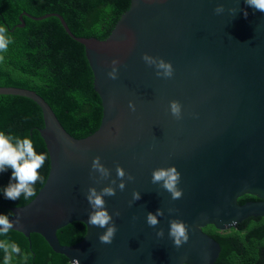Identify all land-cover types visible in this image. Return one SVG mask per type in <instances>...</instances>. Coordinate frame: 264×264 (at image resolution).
<instances>
[{
  "label": "water",
  "instance_id": "obj_1",
  "mask_svg": "<svg viewBox=\"0 0 264 264\" xmlns=\"http://www.w3.org/2000/svg\"><path fill=\"white\" fill-rule=\"evenodd\" d=\"M218 4L225 9L219 15L213 11ZM230 8L246 11L247 18ZM23 16L57 18L84 47L102 119L94 134L76 139L36 92L0 88V95L24 97L39 106L50 163L36 197L10 208L11 219L20 218L13 231L26 238L40 235L71 264L72 259L79 264H214L220 246L204 228L226 231L249 218H264V13L245 0H131L105 40L74 36L55 13H23L16 28L25 26ZM145 53L170 62L172 78L157 77L141 59ZM113 59L120 62L116 80L107 76ZM171 100L181 104L182 119L168 111ZM96 156L110 169V179L116 178L117 164L134 177L124 191L104 197L109 214L120 213L113 216L117 232L111 244L98 239L105 229L87 224V189L99 191L109 183H97L98 174L91 172ZM168 166L181 174V199L172 200L151 183L152 171ZM133 191L141 198L130 206ZM245 195L258 201L239 205ZM157 209L164 215L153 228L146 213ZM172 219L189 226V240L180 248L168 236ZM74 222L86 227L84 238L74 246L60 245L57 231ZM159 229L162 238L156 236Z\"/></svg>",
  "mask_w": 264,
  "mask_h": 264
},
{
  "label": "trees",
  "instance_id": "obj_2",
  "mask_svg": "<svg viewBox=\"0 0 264 264\" xmlns=\"http://www.w3.org/2000/svg\"><path fill=\"white\" fill-rule=\"evenodd\" d=\"M131 0H0V26L7 29L11 43L0 52V88L16 87L36 92L51 107L63 128L74 138L84 139L100 127L102 105L93 86V74L84 47L71 39L59 20L50 17L41 21L23 16L25 26L16 28L19 17L59 14L72 34L82 38L105 40L121 16L128 11ZM44 128L43 115L32 100L19 96L0 95V131L6 135L31 139L35 151L46 153L48 159L39 170L41 177L33 187L36 195L49 174V156L40 135ZM12 171L0 172V214L11 219L10 208H20L35 197L23 195L15 201L5 198L3 189L11 180ZM258 201L245 195L238 204ZM203 231L220 246L214 264H264V218H249L226 231L208 226ZM86 227L74 222L57 231L60 245L74 246L85 236ZM0 240L15 242L21 249L11 264H71L54 253L38 234L26 238L10 230ZM28 255V259H24ZM0 264L4 252L0 250Z\"/></svg>",
  "mask_w": 264,
  "mask_h": 264
},
{
  "label": "clouds",
  "instance_id": "obj_3",
  "mask_svg": "<svg viewBox=\"0 0 264 264\" xmlns=\"http://www.w3.org/2000/svg\"><path fill=\"white\" fill-rule=\"evenodd\" d=\"M245 3L254 10L264 13V0H245ZM213 11L215 14L219 15L223 13L225 9L222 4H218ZM228 11L235 14L237 11L243 10L230 8ZM243 15L247 18L248 13L243 11ZM11 42L6 27L0 26V52H6ZM3 59L4 57L0 56V61ZM141 59L146 65L155 68L157 77L165 79L172 78L174 69L170 62L146 53L142 54ZM119 63L120 62L116 59L111 61V70L107 72L109 79L116 80L118 78L117 66ZM128 107L130 110L135 111V105L131 101H129ZM168 111L176 120L182 119V106L179 101H169ZM47 159L46 153L38 154L35 151L31 139L27 137L21 139L12 135H6L3 131H0V172H4L7 169H11L12 171L11 180L3 189L5 198L15 201L19 199L21 195H23L25 199L34 197L36 191L33 185L41 179L39 170L43 167ZM91 172L98 174L97 183L103 180H108L109 183L99 191L96 187H89L87 189L85 199L91 208L88 214L87 224L105 229V231L98 236V239L103 244H111L117 232L113 216L118 217L120 213L119 211H114L112 214H109L104 197L115 196L117 189L124 191L126 181L131 182L134 180V177L126 173L125 170L117 164L115 166L116 178L110 179V169L101 163L99 156L93 157ZM180 180L181 174L175 166L158 167L151 173V183L157 184L167 191L172 200L182 198L183 191L178 187ZM140 198V193L133 191L132 200L129 202V205L131 206L132 202L138 201ZM168 211L171 213L174 209L170 208ZM163 215L164 211L161 209H157L155 214L147 212L146 223L148 226L155 228L159 224L158 217H162ZM18 224H20L18 215L15 219H10L8 215L0 214V236H7L9 231L14 228V225ZM156 236L162 238L164 236L163 229L157 230ZM168 236L171 238L174 246L180 248L189 240V226L181 220L172 219L169 221ZM0 250L4 252V264H11L14 256L21 255V249L15 242L0 240ZM28 258V255H24L25 260ZM72 264H79V260L72 259ZM184 264H186V262H184Z\"/></svg>",
  "mask_w": 264,
  "mask_h": 264
}]
</instances>
